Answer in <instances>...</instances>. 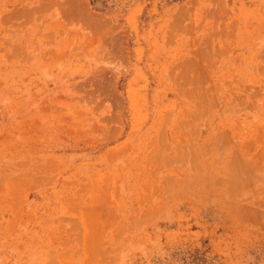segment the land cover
I'll use <instances>...</instances> for the list:
<instances>
[{
    "label": "rangeland",
    "instance_id": "1",
    "mask_svg": "<svg viewBox=\"0 0 264 264\" xmlns=\"http://www.w3.org/2000/svg\"><path fill=\"white\" fill-rule=\"evenodd\" d=\"M0 264H264V0H0Z\"/></svg>",
    "mask_w": 264,
    "mask_h": 264
},
{
    "label": "bare ground",
    "instance_id": "2",
    "mask_svg": "<svg viewBox=\"0 0 264 264\" xmlns=\"http://www.w3.org/2000/svg\"><path fill=\"white\" fill-rule=\"evenodd\" d=\"M81 1V0H80ZM81 3V2H80ZM78 6V5H77ZM88 10V9H87ZM81 11V10H80ZM89 11V10H88ZM83 12V11H82ZM87 12V11H86ZM87 14V13H86ZM89 14V13H88ZM90 16V15H89ZM92 16V15H91ZM92 77V76H91ZM115 86V85H114Z\"/></svg>",
    "mask_w": 264,
    "mask_h": 264
}]
</instances>
